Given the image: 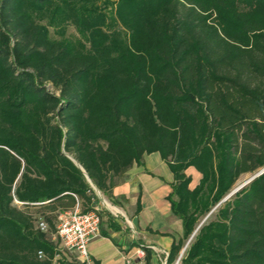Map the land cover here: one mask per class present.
I'll use <instances>...</instances> for the list:
<instances>
[{
    "label": "trees",
    "instance_id": "trees-1",
    "mask_svg": "<svg viewBox=\"0 0 264 264\" xmlns=\"http://www.w3.org/2000/svg\"><path fill=\"white\" fill-rule=\"evenodd\" d=\"M100 1L0 0V264H86L57 258L55 219L79 201L95 209L94 187L115 204L124 173L154 152L183 220L174 264L240 176L264 167V0H106L126 34L104 28ZM43 11L74 16L89 45L53 38ZM214 216L180 264H264V172Z\"/></svg>",
    "mask_w": 264,
    "mask_h": 264
},
{
    "label": "rangeland",
    "instance_id": "rangeland-1",
    "mask_svg": "<svg viewBox=\"0 0 264 264\" xmlns=\"http://www.w3.org/2000/svg\"><path fill=\"white\" fill-rule=\"evenodd\" d=\"M115 8H116V4L112 2L107 3L106 0H101L98 3L97 9L99 10V12H101V14L104 15L105 23L103 26L104 28H108V30L112 31L113 29H116V30L118 29L126 34L129 32V29L126 28L121 23V21L119 20L117 16V13H115V10H116ZM50 14H51L50 12L43 11L42 13H38V14L36 13L35 16H39V18L42 19V22L48 27V30H50V33L53 38L63 37V39L71 40V43L77 44L80 42V43H86L87 45H89L88 40H87V33L82 32L81 29L78 28L77 24L74 21L75 20L74 16L65 20L67 15L64 13H61V14L55 13L56 15L55 18H52V15ZM94 17L95 15L92 16V18ZM48 86L49 88H51V90H54V88H52L50 84ZM144 157L146 159V164L152 170L161 174L165 178L173 177V173L170 172L167 164L165 163L163 159L160 158L158 153L154 152L151 154H145ZM158 159H159V162H158ZM156 161L158 163H156ZM188 172L191 173L193 176V181L191 183V186H195L199 182L201 178V174L197 172L195 168H190ZM254 174L255 173L248 172V174L241 175L240 178L234 184V188L246 182ZM125 176H127V174L124 173L122 177L124 180H125ZM141 182L143 184V188L145 189V193H144V197L142 201V203L145 204V208L139 217L141 222L143 223L146 222L149 216L155 217L154 226L160 227V231L164 232L165 234H169L170 237L175 238V239L182 237L184 233L182 218L175 216L172 213L171 214L167 213L168 216L163 217L165 222L160 220V217L162 215L159 210L158 197L161 195V192L164 193L166 189L164 187L162 188L161 186L160 188H158L157 187L158 180L151 176H147L146 174H145V177L141 179ZM140 187H141V184L136 180L133 181L132 184H130V186H126V187L124 186L122 190L126 191L127 194H123V193L118 194L117 197H115V201H114L115 204L110 200L108 195H106L103 191H100L97 188H95L96 196H97L96 207L99 208L100 212L102 213L103 218L105 219L104 225H103L104 227H106L108 220L114 221L115 223L118 222L122 228V233H123L122 236H124L125 241L127 243H130L133 240H137L140 242H144L145 244H148V246L151 247L154 251V255H153L154 264H167L166 255L168 253L169 247H166L165 242H162V243L157 242L153 244V242L149 240L151 238L152 239L154 238L157 239L158 237L160 238L161 235L154 236L153 233H150L148 231V227L147 228L143 227L142 232H141L140 226L132 218V215L135 212L134 208H136V196H137L138 191L140 190ZM234 188L232 190H234ZM175 198H176V195L172 197V199H175ZM104 199L107 200L108 203L112 207L116 208L117 212L111 210L108 207V205L104 203ZM166 199L169 201L168 197H166ZM221 200L216 206L213 207V209L207 215H205V218L203 220H210V219L215 218L214 214L219 208L220 203L223 202ZM40 219L44 220L42 217L37 218V220H40ZM37 220H36V226L38 222ZM58 224H59V220L57 217L55 219V229L53 230L54 239L55 241L58 242L59 244L58 249H60V255L57 258L61 259V256L65 257L63 255V252H67L69 256L68 258L69 261L77 260V261L82 262V258L80 257L79 253L76 251L71 252L65 247H63L60 242V239L57 237V235H55ZM119 235L120 233L118 234V237ZM189 239H187V241L184 244V247L185 245L187 246L186 249L189 247L188 245L191 242L190 241L188 243ZM134 257L135 256H133V258ZM133 258H130L128 261L131 262ZM174 264H180V262H176Z\"/></svg>",
    "mask_w": 264,
    "mask_h": 264
},
{
    "label": "crops",
    "instance_id": "crops-1",
    "mask_svg": "<svg viewBox=\"0 0 264 264\" xmlns=\"http://www.w3.org/2000/svg\"><path fill=\"white\" fill-rule=\"evenodd\" d=\"M160 158H161V156H160ZM143 159H144L143 160L144 162H143L142 166L134 164L129 170H127L125 172V174H127V176H125V180H124L125 182H120L119 184H117L113 188L114 189L113 193H114L115 197H117L118 194H122V193L127 194V192L123 191L122 188H124V186L125 187L130 186V184H132V182L135 180L138 181L141 184V187H140V190L138 191L137 196H136V208H134L135 212L132 215V218L140 226L141 232H142L143 227H145V228L148 227V231L150 233H153L154 236L161 235L162 238L158 237L157 239H155V238L149 239L153 242V244L157 243V242L158 243L165 242L166 247H169V249H170V247H171L170 245H171L174 238L170 237L169 234H165L164 232L160 231V227L154 226L155 217L149 216L147 221L144 223L141 222V220L139 218L141 213L144 211V208H145V204L142 203L144 193H145V189L143 188V184L141 182V179L143 177H145V174H146L147 176H151V177L158 180V183H157L158 188H160V186H161L162 188L164 187L166 189L165 192L164 193L161 192V195L158 197L159 210H160L161 215H162L160 217V220L164 221L163 217L168 216L169 213L170 214L172 213L171 203L166 199V197L172 191V188L170 187V185L174 181V175H173V177L165 178L161 174L152 170L146 164L145 157H143ZM161 159H163V158H161ZM158 162H159V159H158ZM158 162L156 161V163H158ZM165 163H166V161H165ZM167 166H168V164H167ZM168 168H169V166H168ZM138 198L140 200V203L142 204V208L139 212H137ZM77 203L80 206V208L83 210L84 205L82 204V201H79ZM149 205H151V204H149ZM69 210H71V209H69ZM158 220H159V218H158ZM116 224L119 225L118 222ZM103 225H104V222L101 223V228H100L101 235L89 243L91 257L93 259L99 261L100 264H133V262H135V264H145L144 259H143L144 257L141 258L136 253L138 246L134 245L133 247H130V244L133 241L130 243H127L125 241L124 236H122L123 233H122L121 225H119L118 230H114L113 228L109 227L108 224L106 225V227H104ZM119 233H120V235L118 237ZM135 241H137V240H135ZM137 242H139L140 244H145L144 242H140V241H137ZM145 245L147 246L148 244H145ZM63 255L65 257L67 256L66 257L67 259L69 258L67 252H63ZM133 256H135V257L133 258ZM130 258H133V260L131 261L132 263L128 262V260ZM152 261H153V258H152ZM153 264H154V261H153Z\"/></svg>",
    "mask_w": 264,
    "mask_h": 264
},
{
    "label": "built area",
    "instance_id": "built-area-1",
    "mask_svg": "<svg viewBox=\"0 0 264 264\" xmlns=\"http://www.w3.org/2000/svg\"><path fill=\"white\" fill-rule=\"evenodd\" d=\"M15 201L20 203L17 199ZM58 220L59 224L55 235L60 239L62 246L71 252H78L82 262L93 264L88 246L92 240L101 235L102 219L99 208L83 211L77 203L73 209L60 213ZM37 221L38 229L43 232L48 230L49 226L46 220ZM136 253L139 257L145 256L143 247H138ZM43 256L44 253L40 251L39 257Z\"/></svg>",
    "mask_w": 264,
    "mask_h": 264
},
{
    "label": "water",
    "instance_id": "water-1",
    "mask_svg": "<svg viewBox=\"0 0 264 264\" xmlns=\"http://www.w3.org/2000/svg\"><path fill=\"white\" fill-rule=\"evenodd\" d=\"M263 172H264V167H263L259 172L255 173L253 176H251L246 182H244L243 184H241V185H239L238 187L234 188V190H232L229 194H227V195H226L221 201H224V200H226L227 198H229V197H231L232 195H234V193H235L236 191H238V190L241 189L242 187L246 186V185L248 184V182H250V181H251L252 179H254L255 177L261 175ZM94 189H95V187H94ZM204 221H205V220H203V221L199 224V226L194 230L193 234L191 235L190 239L188 240V243L191 241V238H193V236L197 233L198 228L204 223ZM188 243H187V244H188ZM186 247H187V246L185 245V247L182 249V251H181L179 257L177 258V262H180L179 260H180L181 256L183 255L184 251L186 250Z\"/></svg>",
    "mask_w": 264,
    "mask_h": 264
},
{
    "label": "bare ground",
    "instance_id": "bare-ground-1",
    "mask_svg": "<svg viewBox=\"0 0 264 264\" xmlns=\"http://www.w3.org/2000/svg\"><path fill=\"white\" fill-rule=\"evenodd\" d=\"M104 203L105 204H107L108 205V207L111 209V210H113V211H115V212H117V209L116 208H114V207H112L109 203H108V201L107 200H105L104 199Z\"/></svg>",
    "mask_w": 264,
    "mask_h": 264
}]
</instances>
